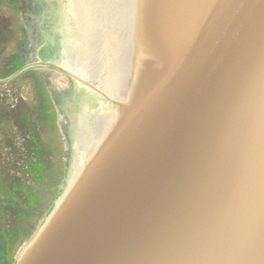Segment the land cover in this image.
I'll return each instance as SVG.
<instances>
[{
    "label": "water",
    "instance_id": "obj_1",
    "mask_svg": "<svg viewBox=\"0 0 264 264\" xmlns=\"http://www.w3.org/2000/svg\"><path fill=\"white\" fill-rule=\"evenodd\" d=\"M41 1L0 0V111L60 196L15 264H264V0Z\"/></svg>",
    "mask_w": 264,
    "mask_h": 264
},
{
    "label": "rangeland",
    "instance_id": "obj_2",
    "mask_svg": "<svg viewBox=\"0 0 264 264\" xmlns=\"http://www.w3.org/2000/svg\"><path fill=\"white\" fill-rule=\"evenodd\" d=\"M0 170L5 176L3 180L7 183V185H4L6 189H3L0 182V246L1 243L5 241L3 240L4 238L9 239L12 255L10 260L9 251L5 254L9 260L6 259L4 264H14L32 238L39 231L40 226L43 223L41 222V219L43 215L46 214L47 209L41 199V204L43 205L36 207L32 216L30 213L24 211V209H29V207H31L29 201L34 202L36 199L31 192L32 190L24 185H20V183L26 182L27 184L32 185L33 189L35 183L27 169V166L19 152L1 111ZM1 179L2 177L0 176V180ZM9 186H11V189H9ZM35 189V193H37L38 198L39 192L36 186ZM13 197L20 198L19 205L15 206L11 203ZM25 215H27V217ZM29 218L31 220H28ZM28 224L29 226L27 227Z\"/></svg>",
    "mask_w": 264,
    "mask_h": 264
},
{
    "label": "trees",
    "instance_id": "obj_3",
    "mask_svg": "<svg viewBox=\"0 0 264 264\" xmlns=\"http://www.w3.org/2000/svg\"><path fill=\"white\" fill-rule=\"evenodd\" d=\"M24 65H25V63H23V66ZM23 125H24V129H25L26 136L28 139L27 146L31 145L33 147L31 149L32 153H31V155H29V161H27L26 163L28 164V168H29L30 172H32V173L35 172V174H36L35 182H37V185L41 186V188L39 190V196L37 198V193H35L36 192L35 186H37V185H34V189H33L32 185L27 184L26 182L20 183V185H24L25 187H28L30 190H32L31 192H32L34 198L36 199V201H34V202L29 201V203L31 204V207H29V209H24L25 212L30 213L32 216L34 214L35 208L39 207L40 205H43V204H41V199L43 197L47 198V196L49 195L48 191L52 190L53 185L55 183L53 184V181L52 182L50 181V176H51L50 168H49L48 164L46 163V161H44V153L43 152L41 153V150L43 149V145H42L40 136L37 134V131L35 130L36 128L32 125V121L30 120V118L23 120ZM31 159H35L36 162L31 161ZM0 176L2 177V179L0 180L2 187H3V189H6V187L4 185H7V183L3 180V178H5V176L1 170H0ZM58 181H59V177H58ZM9 189H11V186H9ZM59 197L60 196L56 197L55 200H53V202H51L52 203V204H50L51 209L50 210L48 209L46 214L43 215L41 222H43L45 220V218L48 216V214L51 212V210L54 206L53 203L56 202V200ZM19 199H20L19 197H17V198L13 197L11 203L14 204L15 206H17L20 204ZM37 204H38V206H37ZM25 216L27 217V215H25ZM26 217H25V219H26ZM28 220H31V219L29 218ZM28 226H29V224L27 225V227ZM3 240H5V241H3L1 243V246H0V262H1V264H4L6 259H8V257H6V255H5L8 251L10 254V260H11V255H12V249L10 246L9 239L4 238Z\"/></svg>",
    "mask_w": 264,
    "mask_h": 264
},
{
    "label": "flooded vegetation",
    "instance_id": "obj_4",
    "mask_svg": "<svg viewBox=\"0 0 264 264\" xmlns=\"http://www.w3.org/2000/svg\"><path fill=\"white\" fill-rule=\"evenodd\" d=\"M44 2V1H43ZM36 4L37 5H39L40 6V8L42 9L43 8V3H42V1L41 0H36ZM44 4L46 5V6H51V0L49 1V3H45L44 2ZM52 11V10H51ZM45 16H44V20H43V22H42V24H41V29L39 30L40 31V34L42 35V36H45V28H47L48 29V27H46V25H47V22L49 23L50 22V20H51V22H55V19H56V17L54 16V14H53V12H45V13H43ZM51 17V18H50ZM53 28V27H52ZM50 33H52V32H50ZM42 50V49H41ZM38 60H42L41 59V54H38L37 55V58L35 59V62L36 61H38Z\"/></svg>",
    "mask_w": 264,
    "mask_h": 264
}]
</instances>
